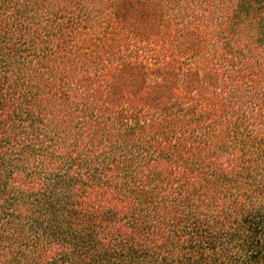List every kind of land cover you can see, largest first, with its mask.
I'll return each mask as SVG.
<instances>
[{"label": "trees", "instance_id": "1", "mask_svg": "<svg viewBox=\"0 0 264 264\" xmlns=\"http://www.w3.org/2000/svg\"><path fill=\"white\" fill-rule=\"evenodd\" d=\"M0 264H264V0H0Z\"/></svg>", "mask_w": 264, "mask_h": 264}, {"label": "rangeland", "instance_id": "2", "mask_svg": "<svg viewBox=\"0 0 264 264\" xmlns=\"http://www.w3.org/2000/svg\"><path fill=\"white\" fill-rule=\"evenodd\" d=\"M153 72H157V70L156 71H153ZM162 74H164V71H162ZM168 76H172V75H168ZM190 79H194L193 77L192 78H190Z\"/></svg>", "mask_w": 264, "mask_h": 264}]
</instances>
